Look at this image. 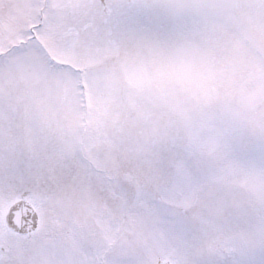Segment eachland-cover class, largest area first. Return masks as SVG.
Masks as SVG:
<instances>
[{
	"label": "snow or ice",
	"instance_id": "snow-or-ice-1",
	"mask_svg": "<svg viewBox=\"0 0 264 264\" xmlns=\"http://www.w3.org/2000/svg\"><path fill=\"white\" fill-rule=\"evenodd\" d=\"M0 264H264V0H0Z\"/></svg>",
	"mask_w": 264,
	"mask_h": 264
}]
</instances>
